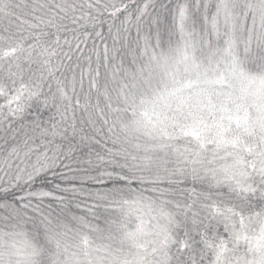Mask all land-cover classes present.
Wrapping results in <instances>:
<instances>
[{"label": "snow or ice", "instance_id": "obj_1", "mask_svg": "<svg viewBox=\"0 0 264 264\" xmlns=\"http://www.w3.org/2000/svg\"><path fill=\"white\" fill-rule=\"evenodd\" d=\"M0 264H264V0H0Z\"/></svg>", "mask_w": 264, "mask_h": 264}]
</instances>
